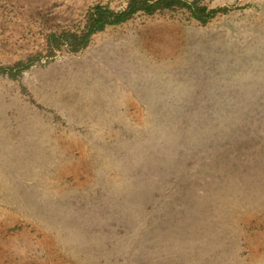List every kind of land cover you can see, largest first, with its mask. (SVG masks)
<instances>
[{
	"label": "rangeland",
	"instance_id": "obj_1",
	"mask_svg": "<svg viewBox=\"0 0 264 264\" xmlns=\"http://www.w3.org/2000/svg\"><path fill=\"white\" fill-rule=\"evenodd\" d=\"M203 1L0 0V264H264V0Z\"/></svg>",
	"mask_w": 264,
	"mask_h": 264
},
{
	"label": "trees",
	"instance_id": "obj_2",
	"mask_svg": "<svg viewBox=\"0 0 264 264\" xmlns=\"http://www.w3.org/2000/svg\"><path fill=\"white\" fill-rule=\"evenodd\" d=\"M225 10L224 7H212L203 0H127L126 5L119 8L99 3L88 11L85 26L81 31L64 29L62 32L49 34L48 53L54 56L63 47H67L73 53H81L90 45L92 37L97 33L110 26L129 22L140 14L154 16L167 11L184 12L202 24H207ZM30 63L18 62L15 66L0 68V72L16 77L29 68Z\"/></svg>",
	"mask_w": 264,
	"mask_h": 264
}]
</instances>
